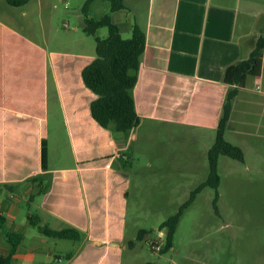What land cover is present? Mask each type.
Listing matches in <instances>:
<instances>
[{
	"label": "crops",
	"instance_id": "obj_1",
	"mask_svg": "<svg viewBox=\"0 0 264 264\" xmlns=\"http://www.w3.org/2000/svg\"><path fill=\"white\" fill-rule=\"evenodd\" d=\"M124 2L113 19L124 38L139 25L146 46L130 89L140 124L119 131L91 112L96 94L83 70L96 57V36L83 30L84 8L63 29L51 23L35 27L19 25L16 6L0 0V256L13 248L7 232L22 235L9 264L147 263L137 242L150 233L139 239L146 228L137 226L135 238L128 234L132 188L145 170L138 153L142 126L192 135L186 139L194 143L202 136L215 142L232 88L224 72L264 40V0ZM37 3L41 10L47 6L46 0ZM108 8L92 0L87 15ZM262 53V71L240 87L224 134L243 149L244 163L250 156L263 159L264 48ZM202 182L190 176L182 186L190 195ZM33 213L53 229L76 228L80 238L47 236L30 223Z\"/></svg>",
	"mask_w": 264,
	"mask_h": 264
},
{
	"label": "rangeland",
	"instance_id": "obj_2",
	"mask_svg": "<svg viewBox=\"0 0 264 264\" xmlns=\"http://www.w3.org/2000/svg\"><path fill=\"white\" fill-rule=\"evenodd\" d=\"M41 10L37 0H28L16 6L17 23L59 25L76 21L84 0H46ZM98 4L103 0H97ZM109 8L110 4L107 1ZM101 13H93L100 17ZM28 15L21 17V11ZM106 37L108 29H99ZM138 153L145 167L138 185L130 196L128 234L135 238L137 226L152 229L146 239L137 242L141 262L158 261L159 264H264V143L258 152L262 160L253 156L244 163L226 155L220 156L218 187L220 194L215 209V189L207 187L197 195L196 201L185 210L174 236L173 247L157 252L151 242L157 239L161 223L174 215L189 194L183 184L193 176L195 183L207 178L208 146L212 137L188 141L192 135H173L168 130L153 131L142 126ZM198 133V132H197ZM201 134V133H198ZM187 138V139H186ZM193 157V163L187 162ZM147 161L152 162L148 166ZM195 171L192 172V167ZM209 174V173H208ZM139 227V228H140ZM53 238V237H52ZM60 239V238H53Z\"/></svg>",
	"mask_w": 264,
	"mask_h": 264
},
{
	"label": "trees",
	"instance_id": "obj_3",
	"mask_svg": "<svg viewBox=\"0 0 264 264\" xmlns=\"http://www.w3.org/2000/svg\"><path fill=\"white\" fill-rule=\"evenodd\" d=\"M88 0L85 4V25L83 30L88 35L96 36V57L83 70V79L86 85L96 94L91 103L93 117L102 125L106 126L113 122L119 131H126L140 124V116L130 89L136 84V71L139 69L141 58L146 46V33L137 24L133 26L130 38H124L119 24L113 19V13L125 8V0H103L110 4L109 12L99 18L87 15ZM12 6H22L28 0H7ZM102 27L108 29L106 37L97 35ZM264 40L259 39L250 55L239 62L228 66L224 72V82L232 88L224 104V113L217 129L214 144L208 151L209 174L207 179L198 185L190 194L189 198L180 206L179 210L168 219L163 221L160 228H166L167 236L162 253L173 247L175 233L180 220L187 208H189L196 196L205 188L215 189L214 204L218 211L217 202L220 194L218 187L221 182L219 173V158L226 155L239 161H244L245 154L240 146L234 145L225 138V129L230 121L236 96L240 87L244 86L249 76H257L262 71ZM30 223L38 226L41 232L49 237L78 240L80 232L74 227L53 229L43 222L39 214L29 215ZM5 217L0 215V227L4 226ZM147 233L146 229L139 231L138 238L142 239ZM7 235L13 245L11 254L4 258L0 256V264H9L22 235L9 231ZM131 244V243H130ZM144 264H155L147 262Z\"/></svg>",
	"mask_w": 264,
	"mask_h": 264
},
{
	"label": "built area",
	"instance_id": "obj_4",
	"mask_svg": "<svg viewBox=\"0 0 264 264\" xmlns=\"http://www.w3.org/2000/svg\"><path fill=\"white\" fill-rule=\"evenodd\" d=\"M166 236H167V230L166 229L163 228V229L158 230L157 239H155L151 242L152 248L155 251H157V252L162 251V249L164 248V245H165Z\"/></svg>",
	"mask_w": 264,
	"mask_h": 264
}]
</instances>
